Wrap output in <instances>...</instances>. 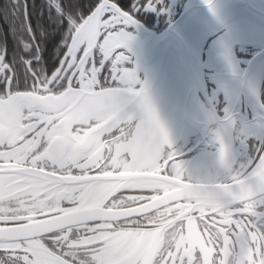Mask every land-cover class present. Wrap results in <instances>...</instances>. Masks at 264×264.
Wrapping results in <instances>:
<instances>
[{"label": "snow or ice", "instance_id": "1", "mask_svg": "<svg viewBox=\"0 0 264 264\" xmlns=\"http://www.w3.org/2000/svg\"><path fill=\"white\" fill-rule=\"evenodd\" d=\"M34 7L60 61L37 67L31 21L0 50V264H264V147L236 164L226 115L216 171L189 174L138 75L133 30L161 0Z\"/></svg>", "mask_w": 264, "mask_h": 264}, {"label": "flooded vegetation", "instance_id": "2", "mask_svg": "<svg viewBox=\"0 0 264 264\" xmlns=\"http://www.w3.org/2000/svg\"><path fill=\"white\" fill-rule=\"evenodd\" d=\"M190 1L161 0L167 9L166 11L141 14L138 17L140 27L133 30L134 47L138 46H136L138 39L144 38L145 35L153 38L164 36V32L177 22ZM253 2L255 3V0ZM256 3L260 6L264 5V0ZM246 18L248 17H236L227 24L215 29L203 45L205 86L197 93L199 108L205 110L203 115L191 123V120H188L182 111L179 114L181 117H177L178 119L171 117L170 121L167 114L164 113L171 126L177 158L183 161L189 174L193 176H206L216 171V168L212 165L194 163V161L202 157H205V159L214 157L216 147L213 133L218 128V121L224 120L226 115H231L233 118V128L229 131V139L233 151V160L236 164L247 167L255 160L260 149L264 147V136L261 133L244 129L246 123H252L254 116L250 105L241 92L238 91V86L242 82L241 76L246 70L248 61L260 51L261 47L258 41L249 39L251 37L246 38L240 33H236L241 25L249 27L253 23L256 26L251 21L252 19ZM178 28L176 27L175 36L172 38L181 35ZM259 28L264 30L261 26ZM3 49L0 47V50ZM133 50L135 49L133 48ZM34 55L39 57L37 67H42L45 71H55L59 65L58 63L55 68L45 67V61L40 51L35 52ZM218 55H223L225 58L230 57L232 60L214 63L212 60ZM141 68L146 67L138 66V75L141 80H146V74L142 72ZM163 69L165 78L172 75L170 68L168 71L165 68ZM175 78L177 81H162V85L180 84L179 75H175ZM184 83V86L187 87L186 76ZM259 95L264 107V79L259 86Z\"/></svg>", "mask_w": 264, "mask_h": 264}, {"label": "water", "instance_id": "3", "mask_svg": "<svg viewBox=\"0 0 264 264\" xmlns=\"http://www.w3.org/2000/svg\"><path fill=\"white\" fill-rule=\"evenodd\" d=\"M230 1L232 0H213L216 9L214 14L205 0H191L177 22L164 32V36L153 38L143 33L144 38H137L136 46H138L133 45L135 63L146 67L141 70L146 74L153 100L163 114H167L169 121L171 117H181L179 114L182 111L192 123L205 111L199 108L197 93L205 86L203 45L206 39L215 29L236 17L252 19L256 26L253 23L249 27L241 25L236 33L246 38L251 37L249 39L258 41L261 47L260 51L248 61L238 91L250 105L254 116L252 123H246L244 129L264 136V107L259 95V86L264 79V30L259 28L260 26L264 28V5L260 6L256 3L260 0H255V3L253 0H235L232 3ZM176 27H179L181 35L172 38L175 36ZM226 60L232 59L218 55L212 61L221 63ZM163 68L166 71L170 68L172 75L165 78ZM175 75H179L180 84L162 85V81H177ZM185 76L187 87L184 86ZM232 128L233 124L230 125V130ZM194 163L209 164L216 168L214 157L198 158Z\"/></svg>", "mask_w": 264, "mask_h": 264}, {"label": "trees", "instance_id": "4", "mask_svg": "<svg viewBox=\"0 0 264 264\" xmlns=\"http://www.w3.org/2000/svg\"><path fill=\"white\" fill-rule=\"evenodd\" d=\"M10 8H0V47L7 48L9 55L18 52V38L27 36L25 28L31 21V27L36 30V39L39 43L40 54L43 55L45 67L55 68L60 57L57 45L61 44L59 35L54 32H43L41 29V18L37 15L34 5L45 3L46 0H8ZM5 0H0V5H4ZM23 11V15L21 12ZM35 51L29 55H34Z\"/></svg>", "mask_w": 264, "mask_h": 264}]
</instances>
